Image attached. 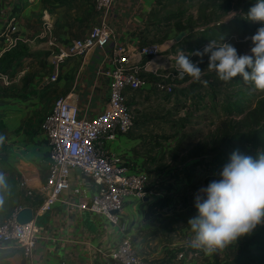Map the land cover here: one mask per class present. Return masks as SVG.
I'll list each match as a JSON object with an SVG mask.
<instances>
[{
  "label": "crops",
  "instance_id": "obj_1",
  "mask_svg": "<svg viewBox=\"0 0 264 264\" xmlns=\"http://www.w3.org/2000/svg\"><path fill=\"white\" fill-rule=\"evenodd\" d=\"M165 2L114 0L107 14L114 33L106 45L85 56L59 59L72 40L85 37L98 22L100 13L94 1L1 0L2 7L16 15L19 40L7 50L0 42V174L7 182L0 190V224L19 209L32 208L39 230L34 264H113L110 253L123 239L132 241L146 264L214 262L210 254L189 247L187 221L196 214L193 186L188 183L187 167L175 165L179 160L176 141L184 126L176 120L184 112L179 105L184 96L176 93L177 85L173 94L157 92L154 83L159 77L153 72L147 73L141 89L128 91L134 113L132 130L103 141L105 151L120 163L148 173L151 184L146 196L127 198L114 224L104 215L79 208L94 186L79 170H72L69 188L49 211L38 212L45 199L41 187L49 164V147L39 130L42 116L59 97L76 104L80 117L92 118L102 112L109 82L103 72L107 68L104 59L116 44L131 53L142 46H155L158 55L153 65L163 75L177 66L178 49L186 40L177 37L188 33H176L161 22ZM51 36L57 39L56 47L49 45ZM37 58L43 59L42 65ZM55 68L58 79L50 82ZM7 73L9 77L3 79ZM23 261L20 251L0 245V264Z\"/></svg>",
  "mask_w": 264,
  "mask_h": 264
},
{
  "label": "built area",
  "instance_id": "obj_2",
  "mask_svg": "<svg viewBox=\"0 0 264 264\" xmlns=\"http://www.w3.org/2000/svg\"><path fill=\"white\" fill-rule=\"evenodd\" d=\"M93 1L100 13L98 22L85 37L72 40L65 51H61L59 59L85 56L96 47H104L113 36L107 14L114 0ZM15 21L16 15L8 13L0 0V42L6 44L5 50L14 47L19 40ZM49 45L57 46L55 36L50 37ZM157 55L158 50L152 45L142 46L136 53H131L123 44H116L112 53L104 59L107 68L103 72L109 82L108 100L102 112L92 118L80 117L76 104L59 97L42 116L39 130L49 147V164L41 187L45 199L38 212L49 211L69 188V175L72 170H79L94 186L90 196L78 205L79 208L104 215L114 224L117 223L118 213L123 210L127 198L142 199L146 196L147 188L151 184L148 173L134 171L120 163L113 153L108 154L105 151L103 141L113 140L132 130L134 113L128 103V91L141 89L147 83L148 72L159 77L154 83L157 92L174 93L173 78H170L172 82L168 81L169 77L164 76L158 66L153 65ZM174 68L178 71L177 66ZM8 77L7 73L3 79ZM57 79L58 71L55 68L49 81L54 82ZM17 213L0 224V245L5 244L8 249L20 251L23 264H34L38 226L34 218L25 224L18 223ZM110 256L113 264H146L137 254L130 239H123L111 251Z\"/></svg>",
  "mask_w": 264,
  "mask_h": 264
},
{
  "label": "rangeland",
  "instance_id": "obj_3",
  "mask_svg": "<svg viewBox=\"0 0 264 264\" xmlns=\"http://www.w3.org/2000/svg\"><path fill=\"white\" fill-rule=\"evenodd\" d=\"M248 1L166 0L161 22L166 23L165 27L174 29L176 33L185 30L188 35L182 36L186 40L181 42L178 50L192 53L202 50L207 44L198 43V35L194 34L208 26L230 20L235 15H242V9ZM229 44L236 47L239 54H250L249 50L252 46L250 38L243 40L232 38ZM197 59L193 56L194 61ZM37 63L42 65L43 59L37 58ZM206 65L207 57L199 65L203 68V75L195 84L187 75L181 79L175 68H168L164 72V75L169 77L167 80L171 81L170 78H173V83L178 86L176 93L184 96V100L179 104L184 112L176 120L184 126L181 129L180 138L176 141L179 160L175 161V165L187 167L188 183L193 186L192 200L199 188L218 178L219 171L234 151L229 141L230 128L226 127L227 124L223 126V122L227 123V119L231 117L228 118L221 110V105L230 99L229 95L234 88H229L227 84L218 85L212 82L209 76L215 72L209 71ZM253 93L261 96L264 91L258 90ZM233 119L239 120L238 117ZM240 127L238 125L236 129ZM240 152L252 156V149L248 145H242ZM250 255L253 257L245 258ZM210 256L214 261L212 264H264V225L258 226L251 235L241 238L228 248ZM241 258L244 259L238 262Z\"/></svg>",
  "mask_w": 264,
  "mask_h": 264
},
{
  "label": "clouds",
  "instance_id": "obj_4",
  "mask_svg": "<svg viewBox=\"0 0 264 264\" xmlns=\"http://www.w3.org/2000/svg\"><path fill=\"white\" fill-rule=\"evenodd\" d=\"M246 17L261 24L250 37V54H239L233 45L215 40L188 55L180 50L176 57L179 77L200 81L203 68L199 65L207 57V69L219 80L229 82L239 76L254 90L264 91V0H255ZM191 56L198 59L193 61ZM6 187V178L0 174V190ZM193 207L196 214L187 221L189 245L206 254L222 251L264 225V152L253 157L234 150L218 178L194 194Z\"/></svg>",
  "mask_w": 264,
  "mask_h": 264
},
{
  "label": "trees",
  "instance_id": "obj_5",
  "mask_svg": "<svg viewBox=\"0 0 264 264\" xmlns=\"http://www.w3.org/2000/svg\"><path fill=\"white\" fill-rule=\"evenodd\" d=\"M184 1V0H181ZM204 1V0H200ZM216 1V0H209ZM255 0H249L242 9V15H235L232 19L222 21L213 26H208L199 31L198 43L201 45L215 40L217 44L222 42L229 43L232 38L243 40L250 38L255 34L257 29L261 27L260 23H252L247 21L246 13ZM210 80L218 85H225L234 88L230 93V99L223 105L221 110L231 117L227 119V123L223 122V126L230 128L229 141L234 150H242V145H248L252 149V156L257 153L264 152V94L256 96L250 83H246L239 76L233 78L229 82L219 80L216 73L209 76ZM235 117L239 120L235 121ZM240 125V129L236 126ZM253 256H246L249 258ZM244 258L238 260L241 262Z\"/></svg>",
  "mask_w": 264,
  "mask_h": 264
},
{
  "label": "water",
  "instance_id": "obj_6",
  "mask_svg": "<svg viewBox=\"0 0 264 264\" xmlns=\"http://www.w3.org/2000/svg\"><path fill=\"white\" fill-rule=\"evenodd\" d=\"M183 35L184 33H180L177 39L182 38ZM33 218V210L30 207L21 208L16 215V221L20 224L31 222Z\"/></svg>",
  "mask_w": 264,
  "mask_h": 264
}]
</instances>
